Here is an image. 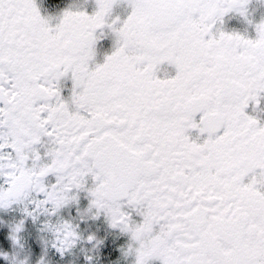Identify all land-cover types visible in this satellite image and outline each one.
<instances>
[{
    "label": "snow or ice",
    "instance_id": "1",
    "mask_svg": "<svg viewBox=\"0 0 264 264\" xmlns=\"http://www.w3.org/2000/svg\"><path fill=\"white\" fill-rule=\"evenodd\" d=\"M247 5L0 0V209L23 214L16 248L29 217L45 253L99 244L81 222L102 216L134 264H264V16Z\"/></svg>",
    "mask_w": 264,
    "mask_h": 264
},
{
    "label": "flooded vegetation",
    "instance_id": "2",
    "mask_svg": "<svg viewBox=\"0 0 264 264\" xmlns=\"http://www.w3.org/2000/svg\"><path fill=\"white\" fill-rule=\"evenodd\" d=\"M37 3L42 13L54 14L67 7L70 3H72V0H37ZM247 7L252 19L259 20L262 16H264V0H248ZM226 25L229 29H237L242 32L245 31L248 27L243 18L238 15H232L228 17L226 20ZM109 44L110 42H106L103 48L100 49L101 56L103 52L108 48ZM79 206L81 208L87 206L86 196L81 195ZM75 208V205L66 207L61 211V214L64 216L75 215ZM3 211L6 212V216L3 218L0 215V222L5 224L6 222L7 224L14 223L15 221L21 219L23 215L19 211V209L16 208V206H12L8 209H0V212ZM42 219L43 217H41V220ZM41 220L34 222L30 217L26 218L24 220V226L29 228L27 233L31 242H35L37 238V242H35L37 243L36 248L39 251H44L43 242L41 239L43 237V233L40 232ZM81 229L85 237L89 233L95 234L97 240H99L100 243L96 244V241L89 242L87 241V239H83L77 243V245L71 250V252L65 253L63 258H61L60 254L56 252L55 249H52L50 247L48 248L47 253H52L53 257H55L54 259H62L64 262L68 260L67 254H70L72 255L70 257L71 262L76 263L77 261L81 264H90L92 262H97L98 260H100V256L98 255V253L94 256L89 252H92L94 254L97 251H107V249L114 251L117 250L116 252H118L119 249H123L126 247L128 239L127 236L123 233H120L118 229L111 228L102 216L94 220L88 219L86 221H82ZM86 256H91L92 261H87L85 259ZM111 257L112 260H116L118 259V257L122 258L123 260L126 259L124 257H120L118 253L110 255V258ZM130 257L134 260L133 256ZM1 260L2 259H0V264H2ZM150 264H159V261L152 260Z\"/></svg>",
    "mask_w": 264,
    "mask_h": 264
},
{
    "label": "rangeland",
    "instance_id": "3",
    "mask_svg": "<svg viewBox=\"0 0 264 264\" xmlns=\"http://www.w3.org/2000/svg\"><path fill=\"white\" fill-rule=\"evenodd\" d=\"M0 215L4 218L6 216V212H0ZM9 225L10 224H6L5 223H1L0 222V232H4L5 233V240H6V244H4L3 246H0V252H6L8 254V258L6 259L3 255H0V259L2 264H11V258L13 257V255H17L18 257H23L25 254L29 255V259L30 260H35L36 258H38V255L43 254L45 256V260L47 261V264H81L78 263L76 261V263L71 262L70 257L72 255L67 254V261H63L62 259H54L55 257H53L52 253H45L44 251H39L36 248V244L35 242H37V238L35 242H31V240L29 239L28 236V230L29 228L24 226L23 228V232H22V241L24 243V248L23 249H19L16 248L12 242L10 237L7 235L8 231H9ZM117 251V250H116ZM114 250H109L107 249V251H97L96 253H91L92 255H96L98 253V255L100 256V260H98L97 262H92L90 264H134V260L131 259V255H124L122 249H119L118 252H116ZM118 253L120 257H124L126 258L125 260H123L122 258L116 259V260H112V257L110 258V255ZM123 254V255H122ZM61 258H63V256H61ZM129 261H128V260ZM56 260V261H55Z\"/></svg>",
    "mask_w": 264,
    "mask_h": 264
}]
</instances>
